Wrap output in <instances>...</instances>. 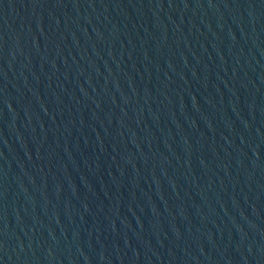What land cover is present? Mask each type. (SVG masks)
I'll use <instances>...</instances> for the list:
<instances>
[{
    "label": "water",
    "instance_id": "95a60500",
    "mask_svg": "<svg viewBox=\"0 0 264 264\" xmlns=\"http://www.w3.org/2000/svg\"><path fill=\"white\" fill-rule=\"evenodd\" d=\"M0 264H264V0H0Z\"/></svg>",
    "mask_w": 264,
    "mask_h": 264
}]
</instances>
